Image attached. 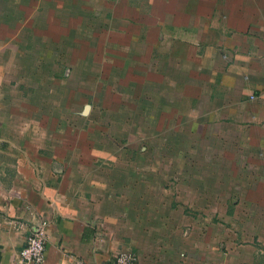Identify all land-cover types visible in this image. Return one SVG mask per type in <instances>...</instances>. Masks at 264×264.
Segmentation results:
<instances>
[{
  "label": "crops",
  "instance_id": "obj_1",
  "mask_svg": "<svg viewBox=\"0 0 264 264\" xmlns=\"http://www.w3.org/2000/svg\"><path fill=\"white\" fill-rule=\"evenodd\" d=\"M98 75V92L133 94L101 120H147L154 148L201 149L208 181L232 175L237 195H207L204 173L180 176L198 187L173 207L165 178L141 174L138 150L93 148L88 120L61 142L46 121L86 119L77 96ZM207 197L227 201L229 218L264 212V0H0V264H16L42 217L44 259L22 264H93L119 250L135 264H196L188 230L222 214L202 208Z\"/></svg>",
  "mask_w": 264,
  "mask_h": 264
},
{
  "label": "rangeland",
  "instance_id": "obj_2",
  "mask_svg": "<svg viewBox=\"0 0 264 264\" xmlns=\"http://www.w3.org/2000/svg\"><path fill=\"white\" fill-rule=\"evenodd\" d=\"M101 79L100 75L93 77L94 88L92 94L87 97L85 102L84 98L81 99V96H77V100L80 103L76 107L79 112L78 115H85L87 117L86 119H81L80 121H46L52 128L57 129V131L61 130L60 136H65L60 139L61 142L67 140L74 134L71 133L68 135V132H72V130L76 129V134L81 133V131L85 128V121L88 120L86 125L88 126L91 124L94 129L93 148H109L106 141L110 139L111 141L113 140L115 145L118 147L134 151L138 150V153H140V161L143 165L141 174L144 176L155 175L161 179L165 178L162 183L165 196L167 199L171 200L173 207H175V203L180 202L177 201V197L181 194L182 188L184 189L183 193L186 194L191 193L193 189L198 187L196 184L192 185L188 183L189 181L187 184L186 181H181L179 178L180 176L194 177L197 176L198 173H204V179L206 181L204 180V186L201 184L199 187L201 189L204 188L207 195H219L222 199L223 197L226 198V196L233 198L237 195L243 186L235 183L236 180L232 177V175H230L231 178H229L228 175L220 173L222 177L225 176L222 181L226 182L214 184L211 183L210 180L208 181L207 178H209L210 175L213 176L212 169L208 165L212 162L211 159H208L211 155L205 153V157L203 158L201 156V153H203L201 149L154 148L153 145H158V141L157 144H154L155 138H157L156 136H158V134L156 136L151 135V132L149 131L150 125L147 120L122 122L117 120H101L102 117L107 116L110 112L111 114L116 113L117 101L133 96L132 93H119V90L113 87H105L102 92H98V89L102 85H100ZM65 91L66 93L68 92L67 90H62L61 92L62 99ZM77 92H79V90ZM98 93L101 98L108 100V103L104 101L106 104L111 105L114 103V105L109 108H106V105L104 107L101 106V103L98 102ZM67 100L68 99L66 98V102ZM86 103L89 104L90 107L89 105L86 106ZM65 106L66 105L62 100L60 106L61 113L64 112ZM47 107L48 106H46V109ZM91 107L92 110L90 109ZM50 108L54 112H58L59 109L57 104L50 106ZM145 113L147 114V112H144V114ZM61 115L63 116V114ZM68 127L70 128L69 131L67 129ZM64 134H67V136ZM88 136H91V134ZM77 143L78 145H81L82 148L87 145L85 142H79V137ZM90 143L91 142L88 144L89 146ZM155 159L159 164L156 173H154L153 167L149 168V163L154 162ZM165 162H171L172 167L170 169L165 168ZM198 166H200V168H198ZM180 182L182 184H180ZM207 198V202L203 204L206 206H203L202 208H204L207 212H212V204L217 203L220 204L219 213L222 212V214L218 216L207 214L208 216L201 219L203 222L200 223L201 226L199 231L194 230L192 232L191 229L188 230L189 249L195 250L196 254L200 256L199 259H201L196 264H206L207 261L211 262L212 260L213 264H219V262L220 264H264V212L257 214V212L252 208V216L244 218L242 216L243 212L241 213L239 211L240 214L238 213V217L229 218L228 215L221 211L227 201L224 202L219 199H214L213 201V199L209 197ZM186 209L190 211L193 208L186 205ZM255 214L257 216H253ZM228 220L235 225L236 233H234V230L228 226H232ZM248 223L253 225V231L247 229V231L244 232L243 226H247ZM232 228L234 229V227ZM227 232L230 233V235H228ZM218 236L221 237L219 238Z\"/></svg>",
  "mask_w": 264,
  "mask_h": 264
},
{
  "label": "built area",
  "instance_id": "obj_3",
  "mask_svg": "<svg viewBox=\"0 0 264 264\" xmlns=\"http://www.w3.org/2000/svg\"><path fill=\"white\" fill-rule=\"evenodd\" d=\"M3 218L0 210V220ZM48 220L45 217L38 219L29 233L26 235L24 244L20 247L17 253L16 264L24 262L39 263L44 259L46 247V227ZM136 256L130 250H119L114 256L103 262L93 264H135ZM78 264H86L85 262L78 261Z\"/></svg>",
  "mask_w": 264,
  "mask_h": 264
}]
</instances>
